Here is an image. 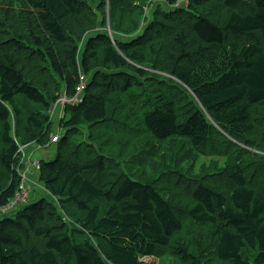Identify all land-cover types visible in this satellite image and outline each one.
<instances>
[{
	"label": "trees",
	"instance_id": "obj_1",
	"mask_svg": "<svg viewBox=\"0 0 264 264\" xmlns=\"http://www.w3.org/2000/svg\"><path fill=\"white\" fill-rule=\"evenodd\" d=\"M20 1L13 15L0 1V166L11 177L0 207L21 184L19 150L52 144L42 114L74 92L80 73L94 78L82 104L64 108L55 159L39 161L44 194L0 220V264H145L159 254L178 264H264V155L253 154H264V0H191L178 9L163 0L139 35L149 0ZM28 48L54 79L50 100L20 67ZM17 98L38 109L25 117L21 143L10 137V116L18 124L23 116ZM114 114L121 126L135 115L137 130L158 144L223 147L206 156L226 165L208 183L190 169L174 173L183 198L166 199L157 184L123 172L107 186L112 159L99 126L112 131ZM210 230L213 241H198ZM193 233V243L178 244Z\"/></svg>",
	"mask_w": 264,
	"mask_h": 264
},
{
	"label": "rangeland",
	"instance_id": "obj_2",
	"mask_svg": "<svg viewBox=\"0 0 264 264\" xmlns=\"http://www.w3.org/2000/svg\"><path fill=\"white\" fill-rule=\"evenodd\" d=\"M3 8L7 10H22L23 6L20 0H0ZM191 0H177L176 5L171 7V9L186 8ZM108 2H106L107 4ZM138 5H141L138 4ZM11 6V7H10ZM107 6V5H106ZM165 9L163 0H149L143 5L142 16L139 20V28L133 33V35H139L142 31L141 28L147 26L151 19L154 16V10ZM16 13V11L8 12V14ZM128 36H124L126 38ZM31 45L29 42H26L25 47ZM83 48H81V51ZM32 49H23L21 52L22 63L20 67L28 81L35 85L43 93H47V99L50 100L49 96H52L55 93L54 79L49 73V69L46 63L41 62L34 54L36 52ZM108 75H112V72H108ZM94 78L93 74H90L87 77V82H91ZM65 96V91L62 92L58 100L53 103L48 112L43 113L42 115H48L50 117L51 123V135L58 136L63 133V129H60L61 122L65 117V110L59 105V102L62 101ZM121 103L131 102V98L125 99L121 96H118L117 99ZM17 105L19 111L22 113V118L19 120V124L15 123L14 115L12 114L9 119L11 125L10 137L14 140H17L21 143L20 139H16V135L21 133V136H26L24 119L26 116L35 115V112L38 111L37 107L27 103L23 98H17ZM117 106L120 105L116 104ZM129 113L131 108L128 109ZM122 113V112H121ZM131 115V113L127 114ZM111 130L107 129L106 125L99 126L100 129H106L107 136L103 137L101 143H106L109 148L107 149L112 159L109 172L106 175L111 177L104 181L105 185H111L118 177L119 173L123 172L129 175L131 178L136 179L137 181L143 183H155L161 188H158L162 191V196L164 198L174 199L175 196L182 197L184 195V189L176 187L174 178L176 176L174 173L182 172L185 174L188 169L191 170V174L188 171V175L193 179H204L205 183H208L210 179L217 178L214 177V173L221 171L226 165V158L216 157V156H206L207 154H219L223 147H218L214 145L207 146L203 153H195L188 146L183 145L182 143H172V144H158L155 143L151 137L142 130H137V119L135 115H132L128 118L127 124L121 126L115 122V114L111 118ZM99 129V130H100ZM82 131L84 134L88 133L87 128H83ZM24 134V135H22ZM105 145V144H104ZM96 147V145H93ZM30 146L21 148V157L19 158L18 165L14 166L16 172H19L21 178V183H24L26 187V195L29 198L27 203L32 202V200L39 195H42V191L39 188L40 185L37 183V174L33 167L34 162L42 160L45 162L52 161L56 157V148L54 144H50L47 147L40 149L30 156L28 153ZM253 154L256 156H263L264 154L260 151H253ZM120 164V165H119ZM119 165V166H118ZM172 173V174H171ZM210 177V178H209ZM99 179V178H98ZM102 180V179H99ZM8 181H11V177L3 171L0 166V186H4ZM44 194V193H43ZM48 200L51 201L49 197ZM47 200V201H48ZM183 202V200H182ZM188 204V201L184 200ZM99 204V203H98ZM56 207L60 208V204L56 202ZM102 209H104V204H99ZM179 206V204H175ZM181 204L179 209L182 208ZM68 215L70 214L71 208H65ZM76 214V213H75ZM65 216V217H64ZM74 216V215H73ZM64 220L67 224L73 223L71 220H68L66 215L63 213ZM77 217V214L75 215ZM3 218V215L0 213V220ZM76 221V220H74ZM196 233L190 235H180L178 239V244L186 246L189 243H193V236ZM209 236L199 239L198 241L202 242L205 239H215L214 230L208 232ZM196 236V235H195ZM198 239V238H194ZM176 247V246H174ZM190 248V247H189ZM199 247H194L190 249V252L197 251ZM145 264H178L177 261L169 259L168 255L164 256L162 254L155 255L152 258L144 260Z\"/></svg>",
	"mask_w": 264,
	"mask_h": 264
},
{
	"label": "built area",
	"instance_id": "obj_3",
	"mask_svg": "<svg viewBox=\"0 0 264 264\" xmlns=\"http://www.w3.org/2000/svg\"><path fill=\"white\" fill-rule=\"evenodd\" d=\"M86 86H87V77L81 75L78 78V84L76 85L74 92L70 95H67L65 93V96L63 97L62 101L59 102V105L62 108H65L66 106H76L82 104L84 100ZM58 138L59 137L57 135L53 136L51 137L50 142L53 144L58 141ZM19 151H21V149ZM33 167L35 171H38L40 167V162L39 161L34 162ZM27 201H28V197L26 195V187L24 183H21L18 186V190L16 192L14 199H12L10 203H8L5 207L0 208V211L5 212L9 209L15 208L18 205L25 204Z\"/></svg>",
	"mask_w": 264,
	"mask_h": 264
},
{
	"label": "crops",
	"instance_id": "obj_4",
	"mask_svg": "<svg viewBox=\"0 0 264 264\" xmlns=\"http://www.w3.org/2000/svg\"><path fill=\"white\" fill-rule=\"evenodd\" d=\"M30 146V149H28V153L30 152V156L34 155V153L40 149H43V148H40L38 145L36 144H32V145H29ZM41 161V160H39Z\"/></svg>",
	"mask_w": 264,
	"mask_h": 264
},
{
	"label": "bare ground",
	"instance_id": "obj_5",
	"mask_svg": "<svg viewBox=\"0 0 264 264\" xmlns=\"http://www.w3.org/2000/svg\"><path fill=\"white\" fill-rule=\"evenodd\" d=\"M81 75L85 76L84 74L80 73V74H79V77H80ZM55 143H57V142H55ZM55 143H53V144H55ZM5 206H6V205H5ZM5 206H3V207H5ZM3 207H0V208H3ZM9 210H10V209H9ZM9 210H7V211H5V212H1V211H0V213H1L2 215H6V214L9 212Z\"/></svg>",
	"mask_w": 264,
	"mask_h": 264
}]
</instances>
